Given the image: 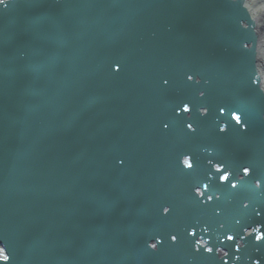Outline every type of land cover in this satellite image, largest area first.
Returning a JSON list of instances; mask_svg holds the SVG:
<instances>
[{
  "label": "water",
  "instance_id": "95a60500",
  "mask_svg": "<svg viewBox=\"0 0 264 264\" xmlns=\"http://www.w3.org/2000/svg\"><path fill=\"white\" fill-rule=\"evenodd\" d=\"M241 2L0 4V264H264Z\"/></svg>",
  "mask_w": 264,
  "mask_h": 264
},
{
  "label": "bare ground",
  "instance_id": "6f19581e",
  "mask_svg": "<svg viewBox=\"0 0 264 264\" xmlns=\"http://www.w3.org/2000/svg\"><path fill=\"white\" fill-rule=\"evenodd\" d=\"M226 5H231L237 0H222ZM242 6L231 11L237 16L244 29L245 42L252 53L257 56V68L260 82L264 88V0H242ZM232 6V5H231ZM259 62V64H258ZM259 65V66H258Z\"/></svg>",
  "mask_w": 264,
  "mask_h": 264
},
{
  "label": "snow or ice",
  "instance_id": "6c2138e0",
  "mask_svg": "<svg viewBox=\"0 0 264 264\" xmlns=\"http://www.w3.org/2000/svg\"><path fill=\"white\" fill-rule=\"evenodd\" d=\"M0 4H5V0H0ZM187 110H188V108H187V106H185V111H187ZM235 119L237 120V122H239V120H240V118L238 116H236ZM188 127L191 128V125H188ZM248 172H249V169L245 168L244 169V173L247 175ZM227 178H228L227 174H225L224 176H221L220 177V179H222V180H226ZM233 187H235V185H233ZM255 238L257 240L264 239V233H259L258 235H256ZM172 239L175 240L176 237H172ZM227 239L234 240L235 237L228 236ZM153 247H155V245H153ZM207 251L211 252L212 249L209 248V249H207ZM9 259H10V257L8 255L4 254V250L3 249H0V260H2V261H8Z\"/></svg>",
  "mask_w": 264,
  "mask_h": 264
},
{
  "label": "rangeland",
  "instance_id": "374dc122",
  "mask_svg": "<svg viewBox=\"0 0 264 264\" xmlns=\"http://www.w3.org/2000/svg\"><path fill=\"white\" fill-rule=\"evenodd\" d=\"M258 64H259V62H258ZM259 66V65H258ZM258 69H260V66H259V68Z\"/></svg>",
  "mask_w": 264,
  "mask_h": 264
}]
</instances>
